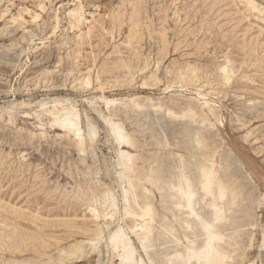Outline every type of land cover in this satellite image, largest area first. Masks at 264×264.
I'll use <instances>...</instances> for the list:
<instances>
[{
	"label": "rangeland",
	"instance_id": "obj_1",
	"mask_svg": "<svg viewBox=\"0 0 264 264\" xmlns=\"http://www.w3.org/2000/svg\"><path fill=\"white\" fill-rule=\"evenodd\" d=\"M248 1L0 0V264H119L108 244L118 228L149 264L131 232L143 193L134 204V190L118 181L114 137L92 107L124 130L132 173L153 168L161 184L190 173L191 158L205 153L193 139L204 131L203 101L224 125L214 130L225 140L215 144L216 161L228 164L223 175L244 193L234 216L238 243L222 245L226 260L264 264V0H252L255 9ZM101 97L116 101L117 111H106ZM55 101L75 108L82 146L43 113ZM155 105L195 115L172 120ZM108 192L114 210L102 203ZM150 193L159 211V192ZM176 231L178 239L151 240L148 252L161 255L155 264L185 253Z\"/></svg>",
	"mask_w": 264,
	"mask_h": 264
},
{
	"label": "bare ground",
	"instance_id": "obj_2",
	"mask_svg": "<svg viewBox=\"0 0 264 264\" xmlns=\"http://www.w3.org/2000/svg\"><path fill=\"white\" fill-rule=\"evenodd\" d=\"M248 5L255 9L252 0L248 1ZM76 11L78 10L70 12L71 15ZM258 11L263 13L264 9ZM77 19V23H79L82 20V16H77ZM221 70L225 73L224 68ZM192 75H194L192 77L196 76L194 73ZM225 79L228 80L227 77H225ZM198 96L202 99L205 97V95L199 92ZM98 100L104 105L106 111L112 113L117 111L115 106L116 101L103 97ZM148 102L150 101L148 100ZM63 103L56 102L54 109L50 111L45 109L43 113L52 118L53 125L58 126L64 134L78 141V144L82 146L86 138L80 124V117L73 106H68ZM92 103L95 104L96 101H88V104ZM126 103H133L136 107L140 106L138 104L139 102L137 103L134 99H130ZM126 103L124 101L122 106L126 105ZM199 108L207 111L206 114H202V117L198 121L200 125H204V131L194 134L193 139L198 149H206L205 153L197 156V159L194 157L191 158L193 164L190 173L182 169L175 181H162L160 182L161 184H159L160 179L157 174L158 172L153 168H150L144 175L138 176L132 173L128 166L133 155L123 150V147L130 148L132 144L125 136L124 130L113 123L109 117L102 115V113L96 109V105L92 107V110L110 127L114 137L116 145L115 152L120 158L118 164V181L121 185L129 186L131 191L134 190V197L132 196L134 204H138L137 199L139 197V192L141 193L142 191L143 193V199L141 198V209L143 212L140 216H134L136 220L140 221V224L131 232L135 235V238L140 241L141 250L149 264H155L161 258V255L150 254L148 252L150 247H152L151 240L159 239L160 236H171V239H178L176 235L179 233L176 231V226L182 229V234L180 236L188 246L184 247V254H182L181 249H179L175 250L174 256L165 255V258L169 257L167 262L173 264L174 261H178L180 264H190L191 260H194L195 264H232V262H227V255L222 245L227 244L229 240L233 241L235 245L238 243L234 235L236 224L234 216L241 211L239 209L240 204L237 201L244 196V193L238 189L239 185L231 174L228 173L223 175L229 168L228 164L222 165L221 162L218 163L216 161L218 150L215 148V144L217 143L223 146L225 140L219 133H215L214 130L223 128L224 125L219 122L218 119L214 118L210 103L203 101ZM154 111H165V114L172 120L178 117L188 118L195 115L191 108L176 112L170 107H163L162 105L155 107ZM95 133L93 126L88 125L86 137L91 139L94 137ZM209 146H212V148L208 149ZM181 161L182 163L185 162V160ZM142 180L148 184V188H143L142 182H140ZM153 188H156L159 192V211L154 209L153 202L150 199L145 198L147 195L151 194L150 189ZM123 196L124 202L126 204L130 203L126 188H123ZM102 203L103 205L107 204V208L110 210L116 208L115 201L110 192L102 196ZM244 211L247 214L251 212L249 209ZM103 216L104 215L98 214L96 217ZM225 230H232V235H224L225 233L223 234V232ZM195 234H199L201 238L200 241L196 242L191 240L190 236ZM108 239L109 246L120 261L119 264H144L142 258H139V260L136 259V250L131 238L124 233L122 228L115 230ZM177 242L178 246L184 244L183 242L182 244L179 241ZM65 255L69 258L71 252H67Z\"/></svg>",
	"mask_w": 264,
	"mask_h": 264
}]
</instances>
